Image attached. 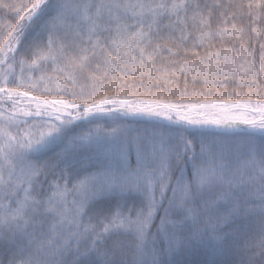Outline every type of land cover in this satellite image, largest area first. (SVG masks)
<instances>
[{
  "label": "snow or ice",
  "instance_id": "1",
  "mask_svg": "<svg viewBox=\"0 0 264 264\" xmlns=\"http://www.w3.org/2000/svg\"><path fill=\"white\" fill-rule=\"evenodd\" d=\"M0 264H264V0H0Z\"/></svg>",
  "mask_w": 264,
  "mask_h": 264
},
{
  "label": "trees",
  "instance_id": "2",
  "mask_svg": "<svg viewBox=\"0 0 264 264\" xmlns=\"http://www.w3.org/2000/svg\"><path fill=\"white\" fill-rule=\"evenodd\" d=\"M179 86H180L181 89H183V80H181ZM201 86H202V85H199V84L196 85L197 88H200ZM234 87H235V85H232V86L229 87V89H228L229 93L232 92V89H233ZM189 90H192V85H191V83L189 84ZM213 91H215V85L213 86ZM220 91H224L223 87L220 88ZM229 98H233V97L230 96Z\"/></svg>",
  "mask_w": 264,
  "mask_h": 264
}]
</instances>
